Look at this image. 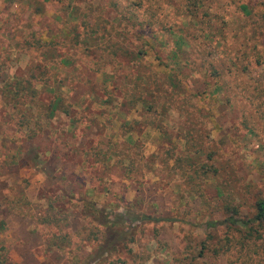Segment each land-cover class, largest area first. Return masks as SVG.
Wrapping results in <instances>:
<instances>
[{"label":"rangeland","instance_id":"rangeland-1","mask_svg":"<svg viewBox=\"0 0 264 264\" xmlns=\"http://www.w3.org/2000/svg\"><path fill=\"white\" fill-rule=\"evenodd\" d=\"M258 200L264 0H0L8 264H264L248 227L206 226ZM94 209L128 214L120 251Z\"/></svg>","mask_w":264,"mask_h":264},{"label":"trees","instance_id":"trees-1","mask_svg":"<svg viewBox=\"0 0 264 264\" xmlns=\"http://www.w3.org/2000/svg\"><path fill=\"white\" fill-rule=\"evenodd\" d=\"M62 94V95H61ZM60 96H55L56 99L53 103L50 102L49 105L46 106L47 110H50L51 108L54 109L57 107L59 100L64 101L63 98L65 95V92L61 90ZM61 112L65 114H70L71 112V105H67L66 108H58ZM95 208V207H94ZM95 211V222L102 227V235L101 239L98 245V252L100 254H110L112 252L120 251L122 247L126 246L128 242L131 240V230L128 228V226H125V222H128L126 217L128 214L126 212L120 213V215L117 213L116 215L114 213H108L99 209H94ZM236 212V211H235ZM236 213H232V215L222 221L221 223H218L219 221H208L206 226L208 228H216L218 225L222 223L229 222L232 226H235L237 224H241L243 227H248L250 230V235L256 234L259 236V238H264V200H258L256 203V214L253 218L248 220H240L235 219L234 215ZM158 221L161 219H156L147 215H139L138 217H134L133 220H131V223L137 222V221ZM262 229V233H259V230ZM260 234V235H259ZM6 249L2 248L0 249V264H8L7 259L2 255V251H5Z\"/></svg>","mask_w":264,"mask_h":264}]
</instances>
